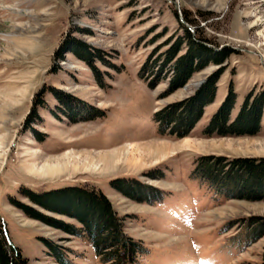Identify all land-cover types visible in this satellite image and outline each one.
Listing matches in <instances>:
<instances>
[{
  "label": "rangeland",
  "instance_id": "rangeland-1",
  "mask_svg": "<svg viewBox=\"0 0 264 264\" xmlns=\"http://www.w3.org/2000/svg\"><path fill=\"white\" fill-rule=\"evenodd\" d=\"M179 22L217 53L186 79L174 68L188 52ZM146 66L152 73L141 75ZM213 76L211 102L188 133L161 132L155 114L190 101ZM228 98L230 120L261 103L255 134L206 135ZM143 143L152 147L129 148ZM208 155L264 159V0H0V222L28 264H63L47 243L69 264H103L62 229L74 218L19 194L65 186L105 194L145 249L134 264H264V199L215 193L193 175ZM48 165L58 168L37 172ZM119 180L139 192L123 194Z\"/></svg>",
  "mask_w": 264,
  "mask_h": 264
},
{
  "label": "trees",
  "instance_id": "trees-1",
  "mask_svg": "<svg viewBox=\"0 0 264 264\" xmlns=\"http://www.w3.org/2000/svg\"><path fill=\"white\" fill-rule=\"evenodd\" d=\"M182 16L186 23L192 25L186 12ZM179 23L184 33L182 41L187 42L188 52L175 60L176 51L180 46L178 39L172 48L163 53V62L167 64L171 60H175V71L181 75V79H186L192 73L201 70L207 61H213L217 53L215 54L205 46L204 39L192 38L188 28L181 22ZM145 70L152 73L153 69L151 66L143 67L141 75L145 73ZM213 81L214 76L209 79L207 85L201 87L194 98L180 103V107L175 108V105H171L158 111L154 118L160 123L161 132L168 128L169 133L176 134L179 138L185 136L201 117L203 106L211 102L214 94ZM231 102L232 98H228L223 108L212 117L205 130L206 135L212 133L217 136L255 134L258 129L261 103L257 101L253 105L243 107L238 116L230 120ZM193 175L205 181L215 193L248 200L264 199V159L235 158L225 160L224 157L202 156L195 162ZM114 186L123 194H128L127 190L139 188H136L135 184L131 188V184H125L123 180L115 181ZM123 188L127 189L124 191ZM139 189L135 190L136 193L139 192ZM19 194L43 208L74 218L77 225L62 226L60 224V226L65 232L84 239L103 264H134L137 256L145 253V249L141 245L125 235L122 218L115 212L105 194L94 187L65 186L42 192L21 188ZM137 199L144 200L145 197ZM10 201L18 208L28 211L31 217L49 224L53 223L50 219L25 205L20 206L19 202L13 198ZM254 232H256L255 228ZM47 246L52 248L50 254L58 262L69 264L63 258V254L48 243ZM0 264H28V259L23 257L20 250L10 241L7 230L1 222Z\"/></svg>",
  "mask_w": 264,
  "mask_h": 264
},
{
  "label": "bare ground",
  "instance_id": "bare-ground-1",
  "mask_svg": "<svg viewBox=\"0 0 264 264\" xmlns=\"http://www.w3.org/2000/svg\"><path fill=\"white\" fill-rule=\"evenodd\" d=\"M132 147H135V148H146V147H152V146H150V144L149 143H143V144H131V145H129V148H132ZM158 147V146H157ZM157 150V149H156ZM157 152H160L159 150H157L155 153H157ZM71 154H73V152L72 151H64V152H62L61 154H59V155H68V156H70ZM98 156H100L101 158H102V160L104 161V162H106V160H111L112 158H114L115 156L113 155V152L112 153H110V152H100V153H98L97 154ZM155 159V158H154ZM128 161L129 162H131V163H133V164H141L140 162H142V160L141 159H138L137 157H133V158H131L130 157V159L128 158ZM158 161V160H157ZM160 161V160H159ZM155 162H156V159H155ZM156 163H158V162H156ZM58 168V166H55V165H48V167L47 168H39L38 170H37V172L40 174V173H44V174H46V173H48V172H52V171H54V170H56ZM40 175H42V174H40Z\"/></svg>",
  "mask_w": 264,
  "mask_h": 264
}]
</instances>
